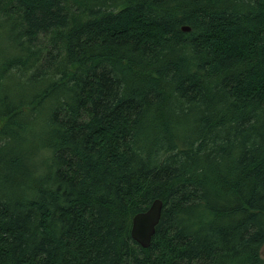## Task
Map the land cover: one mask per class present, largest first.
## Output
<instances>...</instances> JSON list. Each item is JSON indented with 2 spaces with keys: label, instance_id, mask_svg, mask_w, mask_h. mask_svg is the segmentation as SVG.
I'll return each mask as SVG.
<instances>
[{
  "label": "trees",
  "instance_id": "1",
  "mask_svg": "<svg viewBox=\"0 0 264 264\" xmlns=\"http://www.w3.org/2000/svg\"><path fill=\"white\" fill-rule=\"evenodd\" d=\"M0 264H264V0H0Z\"/></svg>",
  "mask_w": 264,
  "mask_h": 264
},
{
  "label": "water",
  "instance_id": "2",
  "mask_svg": "<svg viewBox=\"0 0 264 264\" xmlns=\"http://www.w3.org/2000/svg\"><path fill=\"white\" fill-rule=\"evenodd\" d=\"M187 30V27H182ZM161 210V201L153 199L147 208L132 215L130 219L129 236L141 247H147L158 222Z\"/></svg>",
  "mask_w": 264,
  "mask_h": 264
}]
</instances>
